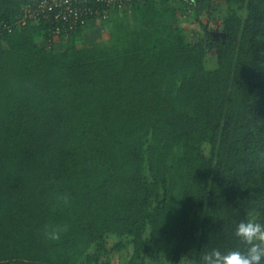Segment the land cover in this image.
Segmentation results:
<instances>
[{
    "label": "trees",
    "instance_id": "16d2710c",
    "mask_svg": "<svg viewBox=\"0 0 264 264\" xmlns=\"http://www.w3.org/2000/svg\"><path fill=\"white\" fill-rule=\"evenodd\" d=\"M35 1L0 0V20ZM172 1L129 3L135 24L114 7L93 42L97 22L52 46L43 22L0 35V264H113L130 245L156 260L165 235L171 264H199L264 222V0H181L206 27L194 41ZM48 222L69 230L48 242Z\"/></svg>",
    "mask_w": 264,
    "mask_h": 264
},
{
    "label": "built area",
    "instance_id": "2783aa9c",
    "mask_svg": "<svg viewBox=\"0 0 264 264\" xmlns=\"http://www.w3.org/2000/svg\"><path fill=\"white\" fill-rule=\"evenodd\" d=\"M135 0H37L24 3L12 19L0 20V35L12 32L28 21L43 22L47 29V44L68 38L90 22L104 23L112 9Z\"/></svg>",
    "mask_w": 264,
    "mask_h": 264
},
{
    "label": "rangeland",
    "instance_id": "374dc122",
    "mask_svg": "<svg viewBox=\"0 0 264 264\" xmlns=\"http://www.w3.org/2000/svg\"><path fill=\"white\" fill-rule=\"evenodd\" d=\"M143 1V0H142ZM172 1V0H171ZM216 2L223 4L224 0H215ZM174 4L179 7L178 8V16L180 22L184 24V32L187 34L188 39L190 41L197 40L203 36L205 33L206 27L201 25V22L197 19V7L195 4H186L185 1L174 0L172 1ZM223 10L220 8L219 11L216 12L218 18H222L224 14V5L222 6ZM122 10H129V18L133 24L136 23V16L134 10L129 6H125L121 8ZM203 19L205 23L208 24L209 18L206 14L203 15ZM218 19L217 22L211 23L214 27L220 25L221 21ZM107 23H92L91 26L85 29L84 37L87 42H93L95 40L107 39L108 32V24ZM216 55L214 53H210L207 57V65L208 67H214L216 65ZM176 151H181L179 147H175ZM150 234V226L146 228L144 232V237ZM118 237H110L108 239V245L111 247L115 241H117ZM175 247V238L170 235L163 236L160 246H159V257L158 259H154L153 254L149 251L141 250V252L137 253L134 250V246L130 245L127 248L122 250H115L109 254V259L113 264H171L173 257V248ZM181 262L183 264H191L188 260L182 259Z\"/></svg>",
    "mask_w": 264,
    "mask_h": 264
},
{
    "label": "clouds",
    "instance_id": "9594fccd",
    "mask_svg": "<svg viewBox=\"0 0 264 264\" xmlns=\"http://www.w3.org/2000/svg\"><path fill=\"white\" fill-rule=\"evenodd\" d=\"M55 183V181H52ZM71 197L66 192H57L52 201L53 211L71 206ZM69 230L67 224L48 222L42 225L41 235L48 242H57ZM234 236L239 244L234 249L205 252L199 264H264V222L257 219L240 220L235 224Z\"/></svg>",
    "mask_w": 264,
    "mask_h": 264
}]
</instances>
